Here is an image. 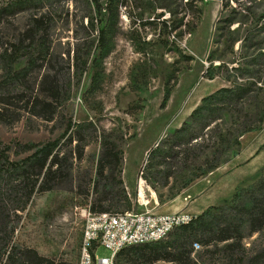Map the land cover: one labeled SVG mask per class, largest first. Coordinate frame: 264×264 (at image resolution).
<instances>
[{
  "label": "rangeland",
  "instance_id": "obj_1",
  "mask_svg": "<svg viewBox=\"0 0 264 264\" xmlns=\"http://www.w3.org/2000/svg\"><path fill=\"white\" fill-rule=\"evenodd\" d=\"M14 1L17 0H0V6ZM186 1L179 2L177 16L157 10L156 16L161 18L155 20L154 25L146 26L142 23L153 20L154 15L146 12L141 19L140 10L135 8L136 4L141 5L138 0L127 7L119 5L110 51L102 54L95 42L87 66L77 75L74 69L75 48L89 45V41L97 36L84 19L89 13L88 4L85 0H45L38 13L48 12L54 20L51 38L55 66L61 72L65 87L71 84L70 98L53 122L23 114L21 120L13 125L0 123V147L11 146V159L20 160L26 154H16L15 144H41L56 140L71 120L74 124L71 132L77 131L78 134L76 141L66 148L75 149L86 143L85 155L81 162L74 161L73 189L63 186L37 193L28 209L20 213L14 237L16 245L33 248L57 262L78 264L85 225L82 211L90 206L92 196L79 195L77 187L80 185L82 190H92L85 175H95L104 134L115 141L123 153L122 178L132 203L128 211L143 210L138 204L141 179L145 182L144 190L148 197L155 196L159 203L154 212H186L197 217L192 207L198 196L207 194L212 197L205 210L221 207L232 200L234 194H230L233 190L237 192L249 187L264 172V165L246 164L252 150L264 141L263 124L259 130L241 138L240 149L224 154L217 169L195 179L183 189L186 179L200 172L205 157L217 149L221 139L210 130L204 143L208 148L203 152L196 151L199 157L192 158L185 166V147L171 150L173 135L189 120L204 97L221 88L232 87L223 76H216L213 80L204 76L210 65L220 63L217 59L209 62L210 55L237 61L233 66L239 64L243 68L260 70L264 82V0H198L196 6L201 14L196 17L185 14ZM36 11L20 12L1 24L0 43L6 46L18 42L28 27L30 16ZM234 40L236 43L231 52L229 47ZM24 65L23 60L16 69ZM167 91L170 97L162 107ZM256 107L264 109V92L255 105L251 104L245 110L255 111ZM242 119V112L224 114L219 122L220 130L229 131ZM64 142L65 139L62 144ZM157 147L164 151L162 154L183 152L176 158H164L158 154L149 164L150 153ZM262 157L264 160V151ZM161 161L163 164L159 167L157 163ZM156 169L173 174L167 186L164 180L156 178ZM258 170L261 173H257ZM193 185L197 197L187 194V189ZM135 192L136 197H133ZM178 196L180 201L175 200ZM113 211L127 210L120 207ZM172 239L170 235L164 242ZM263 242L259 234L244 240L251 253L258 250ZM221 246L215 254L196 253L194 261L197 264H228ZM110 255L104 248L97 252L98 258Z\"/></svg>",
  "mask_w": 264,
  "mask_h": 264
},
{
  "label": "trees",
  "instance_id": "obj_2",
  "mask_svg": "<svg viewBox=\"0 0 264 264\" xmlns=\"http://www.w3.org/2000/svg\"><path fill=\"white\" fill-rule=\"evenodd\" d=\"M89 13L84 16L89 29L97 36L74 50V69L79 75L87 66L93 54V45L97 42V50L102 54L110 51L115 38L114 28L119 18L118 7H127L136 0H85ZM198 0H187L184 4L185 14L196 17L201 14L196 6ZM45 0H17L0 6V25L10 17L23 11L36 9L29 18V24L18 42L4 45L0 43V123L13 125L26 114L31 118H39L53 122L61 113V108L69 100L71 84L64 85L61 72L57 70L56 56L53 53L51 30L54 20L51 15L38 13ZM141 19L146 12H152L153 20L142 25H154L157 10H164L172 17L178 15L179 2L184 0H138ZM182 4V3H181ZM190 33V32H189ZM236 40L230 44L231 52ZM219 60L218 65H210L204 76L213 80L223 76L232 87L221 88L204 97L201 104L193 110L189 120L175 131L173 148L185 147L183 152L185 166L192 158H198L196 151L203 152L210 130L220 136L217 149L206 156L199 173L186 179L183 189L195 179L208 172H213L222 163V156L229 151L241 147V138L247 133L259 130L264 124V109L256 107L255 111H246L247 106L255 105L264 92V82L260 70L243 68L237 61H227L214 54L209 62ZM24 67L16 69L21 61ZM170 97L165 94L162 107ZM242 112L243 119L229 131H221L219 122L224 114ZM74 124L68 121L65 132L60 138L45 143L15 144L16 154H26L20 160L10 157L11 146L0 147V264H71L57 262L55 259L41 255L37 250L14 242L20 213H24L35 194L46 193L55 189L74 188V161L81 162L85 155L86 143L67 149L76 141L77 131L71 132ZM65 142L62 144V141ZM79 140H81L79 138ZM201 141H204L203 143ZM102 151L97 161L95 175H85L92 190H82L78 185V194L87 198L92 196L90 209L94 213H119L113 209L132 208L122 178L123 153L115 141L105 134L101 140ZM161 148L154 149L149 156V164L156 155L178 157L182 152L173 155ZM163 161L157 163L162 167ZM157 166V167H158ZM150 167H155L150 165ZM158 167V168H159ZM186 168V167H185ZM261 173V172H260ZM157 179L164 180L165 186L173 177L170 171L156 169ZM174 196V195H172ZM136 197V192L133 194ZM125 211V212H127ZM259 234L264 241V172L252 185L241 188L234 193L232 200L221 207H210L198 215L188 225L177 228L171 235V241L130 246L118 253L117 264H197L193 256L196 253H216L221 251L227 257L228 264H264V242L261 247L251 253L244 244L248 236ZM200 246L201 251L194 245ZM214 247V250H210Z\"/></svg>",
  "mask_w": 264,
  "mask_h": 264
},
{
  "label": "built area",
  "instance_id": "obj_3",
  "mask_svg": "<svg viewBox=\"0 0 264 264\" xmlns=\"http://www.w3.org/2000/svg\"><path fill=\"white\" fill-rule=\"evenodd\" d=\"M141 179L138 204L143 210L119 213H94L90 206L82 211L85 225L78 264H116L117 255L130 246L165 241L179 227L188 225L196 217L190 213H156L149 208L157 205L155 196L148 197ZM195 249L200 248L194 245ZM104 248L111 255L98 258L97 252Z\"/></svg>",
  "mask_w": 264,
  "mask_h": 264
},
{
  "label": "crops",
  "instance_id": "obj_4",
  "mask_svg": "<svg viewBox=\"0 0 264 264\" xmlns=\"http://www.w3.org/2000/svg\"><path fill=\"white\" fill-rule=\"evenodd\" d=\"M263 151H264V141L263 142H261L258 146H256L253 150H252V152H251V154H250V156L247 158V160H246V164L247 165H249V164H253L254 166H258V165H260V166H258V167H262L261 165H264V164H262V162L264 163V160H262V156H263ZM240 154V153H239ZM238 154V155H239ZM237 155V156H238ZM262 160V161H261ZM260 162V163H259ZM261 172V170H258L257 171V173H260ZM201 182L199 181V184H200ZM194 188H195V186L193 185V186H191V187H189L188 189H187V194H189L190 196L191 195H195L196 196V193L197 192H195L194 191ZM200 188V187H199ZM200 189H202V188H200ZM199 189V190H200ZM202 191V190H201ZM186 192V191H185ZM235 193V191L233 190L232 192H231V194L230 195H233ZM181 196V195H180ZM180 196H178L175 200H179L180 201ZM197 197V196H196ZM211 201H212V197H209V195H207V194H201L200 196H198L196 199H195V205L192 207V210L193 211H195V213H196V216H198L197 214H202V212L205 210V208L211 203ZM158 205H159V203H158ZM158 205H156L155 203H154V201L151 203V205H150V208L152 209V210H155L156 209V206H158ZM201 209V210H200ZM200 210V211H199ZM175 213V212H174ZM166 214H168V213H166Z\"/></svg>",
  "mask_w": 264,
  "mask_h": 264
}]
</instances>
